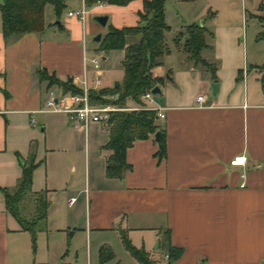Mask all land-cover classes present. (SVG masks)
Returning a JSON list of instances; mask_svg holds the SVG:
<instances>
[{
    "label": "crops",
    "instance_id": "0c3cea01",
    "mask_svg": "<svg viewBox=\"0 0 264 264\" xmlns=\"http://www.w3.org/2000/svg\"><path fill=\"white\" fill-rule=\"evenodd\" d=\"M143 1L96 5L87 8L83 21L68 16L81 9L82 0H64L58 19L52 6L53 16L45 17L46 5L43 31L7 42L0 14V189L13 194L33 157L30 189L18 203V216L36 220V196L44 194L46 201L44 218L26 230L0 191V264H142L125 248L117 253L115 245L124 247L122 234L152 264H264V61L248 68L247 50L238 44L244 19L228 27L200 22L208 32L201 56L213 71L187 62L176 48L171 63L165 62L173 53L168 48L152 68L160 94L142 105L164 115L155 124L165 131L166 154L158 156L156 133L136 141L126 150L129 169L120 177L106 172L107 123H93L85 132L71 125L67 113L47 107L51 94L58 100L71 94L40 82L37 72L71 80L81 91L76 78L84 75L88 90L105 88L109 70L100 69L98 60L97 83L88 42L109 27L138 26ZM204 8L211 10L210 3ZM97 16L107 17L104 27L92 18ZM251 16L260 33L264 15ZM164 17L166 23L165 12ZM167 26L169 47L176 33ZM93 42L95 54L100 41ZM105 53L102 61L112 55L108 66L124 76V51ZM212 83L218 84L215 95ZM199 96L206 107H198ZM139 107L128 101L126 109ZM239 156L246 157L245 166H232ZM106 247L111 258L101 252ZM172 248L181 254L170 261Z\"/></svg>",
    "mask_w": 264,
    "mask_h": 264
},
{
    "label": "trees",
    "instance_id": "16d2710c",
    "mask_svg": "<svg viewBox=\"0 0 264 264\" xmlns=\"http://www.w3.org/2000/svg\"><path fill=\"white\" fill-rule=\"evenodd\" d=\"M133 0H84L85 6L91 8L96 5L106 4L114 6H125ZM181 2H194L197 0H178ZM165 0H144V13L140 14V24L135 27H126L120 30L112 27L101 38L98 50L108 52L113 50H123L124 57L121 66L124 72L120 83H115L111 88H101L98 90H88V103L93 106H114L119 110L110 112L108 119V142L103 147L111 151L110 157L106 161V172L109 177H120L123 172L129 169L125 160L126 150L134 142L148 139L150 135L159 132L156 139L159 150L158 156L164 157L166 154V134L160 130L155 121L156 112L153 110H125L127 102L141 106L142 95L152 90L160 82L153 78L152 68L160 64V59L168 54L169 50L165 41V32L169 27L165 23L164 17ZM50 5L58 19L65 8L64 0H2L0 3L1 27L4 40L7 42L13 37L26 33L41 32L45 28L44 8ZM208 32L203 25L191 24L178 32L173 38V45L176 49L185 54L187 62L194 66H200L213 71L211 64L206 62L201 53L208 47ZM259 39H264V29L259 33ZM214 73V72H213ZM40 82L48 81L49 85L59 86L64 93L71 95H82V91L72 85L71 80L60 82L53 76L48 77L43 72H37ZM215 81V75L212 74ZM35 168L34 158L31 157L25 162L22 169V177L18 182L17 189L13 194L7 190L2 192L6 208L14 215L20 225L31 230L37 220L44 218L46 201L44 194H38L36 220L25 221L18 216V203L29 191L32 172ZM122 243L129 253L137 258L142 264H152L146 254L141 250H136L127 237L121 235ZM108 252V255L105 252ZM102 249L108 258L112 253L108 249ZM181 254V250L170 249L169 260H176Z\"/></svg>",
    "mask_w": 264,
    "mask_h": 264
},
{
    "label": "rangeland",
    "instance_id": "374dc122",
    "mask_svg": "<svg viewBox=\"0 0 264 264\" xmlns=\"http://www.w3.org/2000/svg\"><path fill=\"white\" fill-rule=\"evenodd\" d=\"M208 3H210L211 8L209 11L204 8ZM164 12L166 14V23L171 27V33L173 34L181 32L186 26L191 24L196 23L201 25V21H206V24H208L210 28H213L214 26L228 27L239 22L242 23V20L244 19L245 28L242 35L238 38V44L241 46L244 45L247 50L248 68H251L249 67L251 63L264 61V41H260L258 39L259 33L257 25L259 24H257L258 21H256L251 16L264 15V0H200L196 3H183L178 0H165ZM212 12H215L216 16L211 15ZM52 16V8L51 6H48L45 17L49 19ZM196 17H198V19H195ZM176 34L170 36L169 47L167 46L173 52L172 56H167L165 58V62H168V64L175 59V46L173 45V38L176 36ZM97 35L99 34H96V36ZM96 36H92L88 42V58H91V56L94 55L99 60L100 69L107 68V70H109V72L106 73L105 77L103 78L105 81V88H111L115 83H120L123 79V76L117 67L110 68L108 66V62L112 55L108 56L107 62H103L102 58L106 57V53L104 51H100L97 48V52L92 54V51H90V46L95 44L93 42V38ZM167 36L169 37V35L165 36L166 40L168 39ZM115 54V56L118 55V53ZM106 107L118 109L114 106ZM127 111L131 110L127 109ZM115 247L117 253L120 254H122V250L125 248L123 247V249H121L122 247L116 245ZM105 249H108L112 253L108 247ZM103 252H105V250ZM105 254L108 255V252H105ZM78 255L79 257H83L84 251L79 249Z\"/></svg>",
    "mask_w": 264,
    "mask_h": 264
},
{
    "label": "built area",
    "instance_id": "2783aa9c",
    "mask_svg": "<svg viewBox=\"0 0 264 264\" xmlns=\"http://www.w3.org/2000/svg\"><path fill=\"white\" fill-rule=\"evenodd\" d=\"M87 7L85 6L84 0H82V7L81 9L77 11H71L68 13L69 17H75L79 20H84L87 15ZM91 63L96 70V82L100 83V77L98 74V59L92 58ZM76 80H80L81 88H82V95H71L69 97H63L60 100L54 97L53 94L50 95L49 100L47 101V107L51 109V111L54 112H64L69 115V120L71 125L76 129H82L86 132L89 125L93 123H107L109 119L110 112L118 111V109L110 108V107H102V106H93L88 103L87 99V92H88V86L86 82L85 75L82 78H76ZM152 93L151 90L145 92L141 99L143 102L152 103ZM198 107L203 108L206 107L205 100L202 96H199L197 98ZM59 105V108H56V106ZM153 110L156 112L157 118H164L163 113L156 109L151 107L150 105H142L136 110ZM127 110V109H125ZM32 124H34V121L31 120ZM230 164L232 166H245L246 164V157L245 156H239L234 158Z\"/></svg>",
    "mask_w": 264,
    "mask_h": 264
},
{
    "label": "water",
    "instance_id": "95a60500",
    "mask_svg": "<svg viewBox=\"0 0 264 264\" xmlns=\"http://www.w3.org/2000/svg\"><path fill=\"white\" fill-rule=\"evenodd\" d=\"M95 21H96L98 24H100L101 26L104 27V26L106 25V22H107V17H106V16H97V17H95ZM57 25H60V23L57 22ZM100 38H101V36H100V35H97V36L94 38V41H95V42H99V41H100ZM210 88H211V90H212V94L215 95V94L217 93V91H218V84H217V83H212V84L210 85ZM151 93H152L153 95L160 94V89L156 86V87H154V88L151 90ZM158 136H159V132H157V133L155 134V139H157Z\"/></svg>",
    "mask_w": 264,
    "mask_h": 264
}]
</instances>
